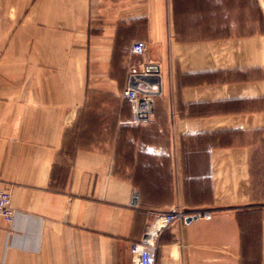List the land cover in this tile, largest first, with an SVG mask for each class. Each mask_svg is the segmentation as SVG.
Here are the masks:
<instances>
[{
  "label": "crops",
  "instance_id": "obj_1",
  "mask_svg": "<svg viewBox=\"0 0 264 264\" xmlns=\"http://www.w3.org/2000/svg\"><path fill=\"white\" fill-rule=\"evenodd\" d=\"M219 2L0 0V264H135L177 207L212 213L167 228L157 264H264L263 33Z\"/></svg>",
  "mask_w": 264,
  "mask_h": 264
},
{
  "label": "built area",
  "instance_id": "obj_2",
  "mask_svg": "<svg viewBox=\"0 0 264 264\" xmlns=\"http://www.w3.org/2000/svg\"><path fill=\"white\" fill-rule=\"evenodd\" d=\"M132 50L136 55H143L146 51V43L138 40L134 42ZM140 79L141 74L131 73L130 83L123 91V97L132 105V122L144 124L150 122L155 116L157 94L154 90L143 89ZM211 213L212 210L210 209L188 210L178 207L152 212V220L147 224L144 236L140 241L132 242L130 246L135 264H157L159 237L173 223L189 216L209 217ZM14 215L15 209L12 206L11 189L8 187L0 188V217L11 222Z\"/></svg>",
  "mask_w": 264,
  "mask_h": 264
},
{
  "label": "rangeland",
  "instance_id": "obj_3",
  "mask_svg": "<svg viewBox=\"0 0 264 264\" xmlns=\"http://www.w3.org/2000/svg\"><path fill=\"white\" fill-rule=\"evenodd\" d=\"M221 6L231 8L233 12L238 11L246 17L238 18L239 27L249 32L263 33L264 41V0H219ZM246 12V14H244ZM225 21L226 19H221ZM262 174V173H261ZM264 196V195H263ZM259 194V197H263ZM256 264V261L254 262Z\"/></svg>",
  "mask_w": 264,
  "mask_h": 264
},
{
  "label": "water",
  "instance_id": "obj_4",
  "mask_svg": "<svg viewBox=\"0 0 264 264\" xmlns=\"http://www.w3.org/2000/svg\"><path fill=\"white\" fill-rule=\"evenodd\" d=\"M142 76H143V75H141V78H146V77H145L146 75H145L144 77H142ZM193 218H194V219H197V217H191V216H189V217L186 218V221H190V220H192Z\"/></svg>",
  "mask_w": 264,
  "mask_h": 264
},
{
  "label": "trees",
  "instance_id": "obj_5",
  "mask_svg": "<svg viewBox=\"0 0 264 264\" xmlns=\"http://www.w3.org/2000/svg\"><path fill=\"white\" fill-rule=\"evenodd\" d=\"M156 101H157V98H156Z\"/></svg>",
  "mask_w": 264,
  "mask_h": 264
}]
</instances>
